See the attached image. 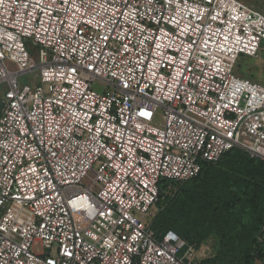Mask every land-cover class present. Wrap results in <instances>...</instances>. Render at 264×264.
Segmentation results:
<instances>
[{
	"label": "built area",
	"instance_id": "2783aa9c",
	"mask_svg": "<svg viewBox=\"0 0 264 264\" xmlns=\"http://www.w3.org/2000/svg\"><path fill=\"white\" fill-rule=\"evenodd\" d=\"M263 42L241 0H0V264H190L152 223L204 163L264 160V85L236 75Z\"/></svg>",
	"mask_w": 264,
	"mask_h": 264
},
{
	"label": "rangeland",
	"instance_id": "374dc122",
	"mask_svg": "<svg viewBox=\"0 0 264 264\" xmlns=\"http://www.w3.org/2000/svg\"><path fill=\"white\" fill-rule=\"evenodd\" d=\"M27 47L39 66L29 42ZM236 75L264 85V52L259 58L242 56ZM38 79V71L18 76L21 86H33ZM102 88V84H94L98 92ZM7 90L8 84L0 82V117ZM229 160L211 170L200 186L185 187L159 214L158 229L179 234L186 243L181 255L190 264H262L253 255V241L260 238L258 230L264 222V177L247 166L243 153Z\"/></svg>",
	"mask_w": 264,
	"mask_h": 264
},
{
	"label": "trees",
	"instance_id": "16d2710c",
	"mask_svg": "<svg viewBox=\"0 0 264 264\" xmlns=\"http://www.w3.org/2000/svg\"><path fill=\"white\" fill-rule=\"evenodd\" d=\"M240 153H243L246 155L247 166L252 167L253 169H256V171L264 177V160H261L258 158H253L248 153L241 151V150H238V149L231 150V151L227 152L218 163H215V164L204 163L202 165L201 172L199 173L198 176H196L195 178H193L187 182H184V183L178 185L177 190L173 193L172 196H168V197L160 200V204H159L160 209H159V211H158V213H157V215H156V217L152 223L153 230H155L157 232V234H159V235L164 234L167 231L172 230V229H166V230L158 229V224H159L158 217H159V214L161 213L162 207L167 202H170L171 200L177 198V196L179 194H181V192L185 189V187H187L189 185L196 186V187L200 186L204 182V179L211 172V170L221 166V164H223L225 160H229L232 158V156H235V155L240 154ZM231 162L232 161L229 162V165ZM263 187H264V184H263ZM172 231H174V230H172ZM258 231H260V238H256L253 241V246H254L253 255L256 256L257 258H259L261 263L264 264V222L262 223V225ZM180 232H181V234H184L183 230H180ZM175 233H177V232H175Z\"/></svg>",
	"mask_w": 264,
	"mask_h": 264
},
{
	"label": "crops",
	"instance_id": "0c3cea01",
	"mask_svg": "<svg viewBox=\"0 0 264 264\" xmlns=\"http://www.w3.org/2000/svg\"><path fill=\"white\" fill-rule=\"evenodd\" d=\"M254 8L264 13V0H244Z\"/></svg>",
	"mask_w": 264,
	"mask_h": 264
}]
</instances>
